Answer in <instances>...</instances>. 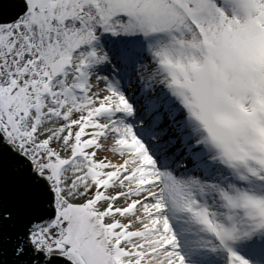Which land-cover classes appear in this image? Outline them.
I'll list each match as a JSON object with an SVG mask.
<instances>
[{
    "label": "snow or ice",
    "instance_id": "1",
    "mask_svg": "<svg viewBox=\"0 0 264 264\" xmlns=\"http://www.w3.org/2000/svg\"><path fill=\"white\" fill-rule=\"evenodd\" d=\"M0 264H264V0H0Z\"/></svg>",
    "mask_w": 264,
    "mask_h": 264
}]
</instances>
